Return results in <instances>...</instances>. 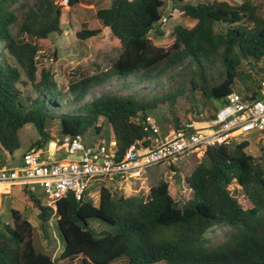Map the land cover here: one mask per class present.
I'll return each instance as SVG.
<instances>
[{"label":"trees","instance_id":"obj_1","mask_svg":"<svg viewBox=\"0 0 264 264\" xmlns=\"http://www.w3.org/2000/svg\"><path fill=\"white\" fill-rule=\"evenodd\" d=\"M79 2L68 0L67 5ZM15 3L21 19L12 8ZM163 6L164 0H112L97 9L96 18L107 28L118 55L108 69L71 82L63 94L53 73L38 72L36 60L38 50L48 46L49 35L61 30L62 6L54 0H0L1 164H6L2 154L11 155L20 147L17 133L25 124L31 123L39 136L29 149L42 150L53 139L51 126L57 120L60 138L90 129L98 135L107 124L106 140H114L121 155L130 144L155 134L143 123L146 115L166 103L175 106L186 87L213 107L207 114L212 117L218 109L213 101L224 104L235 80L250 77L243 62L264 59V21L251 0L183 4L184 15L195 23L175 25L168 48L149 37L151 31L164 34L159 28ZM15 25L33 41L18 38ZM98 32L83 28L76 37L86 41ZM259 80L244 88L252 89ZM26 83L32 87L29 98L22 96ZM167 84L172 86L164 90ZM127 89L132 91L124 92ZM66 105L71 109L64 111ZM179 121L175 113L174 125ZM248 147L247 139L207 146L203 158L184 176L193 195L181 206L163 178L150 187L147 199L120 194L114 180L101 181L97 203L86 192L80 200L68 194L49 206L24 190L39 209L37 226L55 230L61 251L57 258L38 251L34 227L12 209L13 223L0 228V264H116L120 258L125 264H264V167ZM169 167L175 171L173 164ZM214 225L234 230L219 245L207 246L204 234Z\"/></svg>","mask_w":264,"mask_h":264},{"label":"rangeland","instance_id":"obj_2","mask_svg":"<svg viewBox=\"0 0 264 264\" xmlns=\"http://www.w3.org/2000/svg\"><path fill=\"white\" fill-rule=\"evenodd\" d=\"M29 4L33 0H24ZM228 2L229 4H239L242 0H184L181 3H174L172 0H164L163 15L159 24V28L163 30L164 34L159 36L156 32L151 31L149 37L152 42L164 48H168L174 38L172 30L175 25L182 24L186 27H192L195 20L186 17L183 13L182 6L185 3L196 4L212 2ZM258 6V16L264 21V0H251ZM55 3L61 5L60 15V32L49 35L48 46L38 50L36 60L38 72L43 69L53 73L54 79L58 87L62 90L63 94L67 93V87L71 82H74L82 77L90 76L98 70H106L110 67L111 62L117 57L118 53L112 48V42L106 27L102 22L96 18V10L99 8L108 7L112 0H80L74 6L65 5L63 0H54ZM16 9V15L19 19L22 17V10L18 3L12 5ZM86 28L88 30L99 29V32L82 41L76 37V32ZM13 32L18 38L33 41L26 34L19 32L18 26L13 27ZM264 67V59L257 62L244 61L242 68L245 72L250 74L248 80L237 78L235 80L234 89L240 91L245 85H252L255 81L264 78V73L261 68ZM214 77L218 80L216 72ZM25 81V77L23 76ZM246 80V81H245ZM172 86L171 84L164 85V90ZM22 88V87H21ZM245 89V88H244ZM118 93H121L116 89ZM132 89H127L126 93L131 92ZM23 98L33 96L32 87L26 83L22 88ZM99 92V90H98ZM213 105L219 108L223 105V100H214ZM71 109V105L63 107L64 111ZM209 111H213V107L208 102L203 100L198 92L189 93L187 87L184 92L177 97L176 105H163L161 110L149 112L154 119L156 128L159 133L166 134L171 129L176 128L183 122L200 121L203 117H199L200 113L207 116ZM198 112H200L198 114ZM178 114L181 118L178 125H174V115ZM198 115V116H197ZM102 121V120H101ZM100 121V122H101ZM99 122V124H100ZM176 126V127H175ZM59 125L58 120L54 121L51 126L52 140H48L41 150L43 156L53 155L54 159H71L75 158V154H68L64 148L59 145L60 135L58 134ZM18 140L20 147L13 151L11 155L2 154V158L6 160V166L17 168L20 165V158L24 151L28 150L30 145L38 139V134L35 127L31 123L25 124L18 130ZM88 140H102L107 143L106 137L110 135V130L107 124L103 125L98 135L93 129L87 133ZM264 136L263 132L250 131L240 135L236 140L247 139L249 147L247 152L260 159L264 167ZM37 150L38 148L35 147ZM203 158V154L189 153L179 159L173 161L175 171L168 165L160 164L146 169L141 178L119 182L117 188L120 194L124 196H139L147 199L149 196L150 187L153 186L158 179H166L169 182V193L175 199L178 206H181L185 201L190 199L193 195L192 190L184 182V176L191 173L197 163ZM99 185H93L89 189V195L93 198L94 202H98ZM231 190L238 196L240 202L246 206L245 199L241 196L239 190L231 185ZM28 191L20 186H14L10 194H0V228L3 223H13L11 211L12 209L19 210L24 217L34 227L33 238L34 245L38 251L47 253L51 257H56L61 251V246L58 239H56V232L50 226L46 231L41 230L38 225L37 213L38 207L28 198L24 192ZM38 200L43 204L47 202L43 190L36 187L33 192ZM264 213V211H263ZM110 229V228H109ZM234 230L228 225H214L207 229L204 234L205 244L207 246H216L225 241L229 234ZM54 238V239H53ZM124 258L116 260V264H125ZM123 262V263H121ZM56 264H79L76 260L72 262L60 261Z\"/></svg>","mask_w":264,"mask_h":264},{"label":"built area","instance_id":"obj_3","mask_svg":"<svg viewBox=\"0 0 264 264\" xmlns=\"http://www.w3.org/2000/svg\"><path fill=\"white\" fill-rule=\"evenodd\" d=\"M67 1L63 3L67 5ZM199 117L203 119L183 122L161 134L148 114L143 123L155 134L130 144L121 155L117 154L114 140L90 141L86 134L67 135L58 141L60 147L70 155L75 154V158L54 159L43 156L39 149H28L22 153L17 168L0 162V194H10L14 186L30 192L39 187L49 206L68 194L80 200L91 186L101 184L102 180L119 183L141 178L150 167L169 166L193 152L204 154L207 146L236 140L250 131L264 133V78L250 90L234 89L212 117L203 113Z\"/></svg>","mask_w":264,"mask_h":264},{"label":"crops","instance_id":"obj_4","mask_svg":"<svg viewBox=\"0 0 264 264\" xmlns=\"http://www.w3.org/2000/svg\"><path fill=\"white\" fill-rule=\"evenodd\" d=\"M91 141H96V140H91ZM51 158H53V155H51Z\"/></svg>","mask_w":264,"mask_h":264}]
</instances>
